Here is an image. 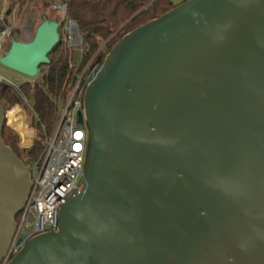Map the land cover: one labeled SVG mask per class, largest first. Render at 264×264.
<instances>
[{
	"label": "water",
	"instance_id": "obj_1",
	"mask_svg": "<svg viewBox=\"0 0 264 264\" xmlns=\"http://www.w3.org/2000/svg\"><path fill=\"white\" fill-rule=\"evenodd\" d=\"M170 1L87 85L84 174L57 230L7 264H264V0ZM59 27L10 39L0 64L37 76ZM67 29L81 45L75 19ZM6 119L0 99V264L32 187Z\"/></svg>",
	"mask_w": 264,
	"mask_h": 264
},
{
	"label": "trees",
	"instance_id": "obj_2",
	"mask_svg": "<svg viewBox=\"0 0 264 264\" xmlns=\"http://www.w3.org/2000/svg\"><path fill=\"white\" fill-rule=\"evenodd\" d=\"M59 1L66 3V19H75L83 36L81 59L76 68L72 64V50L64 44L60 36V41L49 53V63L40 65L41 78L39 81L34 83L25 81L19 83L18 87L0 81V99L6 110L15 105H22L26 109L32 98L31 124L39 131V135L32 144L21 145L19 134L7 124V120L3 128L4 141L15 150L29 168L31 164L34 165L41 159L45 133L56 127L60 116L58 108L70 95L79 78L77 74L85 71L81 80L85 93L87 87L85 75L92 68L102 65L106 55L124 35L173 8L170 0ZM15 5H18L20 10L30 5L41 9L40 22L51 18L45 11L52 7V0H10L6 13L10 14ZM7 22L6 17L0 20V33L7 26ZM103 41H105V46L99 50ZM18 108L20 107L16 106L8 113Z\"/></svg>",
	"mask_w": 264,
	"mask_h": 264
},
{
	"label": "built area",
	"instance_id": "obj_3",
	"mask_svg": "<svg viewBox=\"0 0 264 264\" xmlns=\"http://www.w3.org/2000/svg\"><path fill=\"white\" fill-rule=\"evenodd\" d=\"M52 8L65 15L67 5L62 1H55ZM0 20H4V11L0 13ZM11 33L12 29L8 26L0 33V54L5 39ZM98 69L99 67H94L85 75L86 85L89 84ZM84 73L85 71L79 76L67 100L63 101L62 112L56 127L45 133L42 157L34 164V168L30 169L32 171V187L27 202L16 217V229L1 264H7L34 236L57 230L61 206L75 190L84 174L88 156L89 129L86 123L79 124L77 122L78 111H83L84 106V88L81 86ZM0 81L18 87V84L12 83L2 75H0ZM16 106L26 111L24 106ZM11 109L7 110V124L22 136L17 127L11 123L8 115ZM36 137L31 140L29 145Z\"/></svg>",
	"mask_w": 264,
	"mask_h": 264
},
{
	"label": "rangeland",
	"instance_id": "obj_4",
	"mask_svg": "<svg viewBox=\"0 0 264 264\" xmlns=\"http://www.w3.org/2000/svg\"><path fill=\"white\" fill-rule=\"evenodd\" d=\"M9 1L10 0H4L5 5H6V8L4 10V19L5 17L7 18L8 20L7 26L11 27L14 33L13 34L11 33L5 39L1 53H3L9 47L11 38L15 39L17 37V39L29 40L32 37L38 23L40 22V18H41L40 13L42 12L41 9H37V7H35L34 5H30L29 7L22 9V10H20L18 5H15L11 13L7 14L6 10L9 5ZM55 1H59V0H52V4ZM3 8H4V4L0 3V11L3 10ZM45 12L48 15H50L51 18L56 19L58 22H60L61 27H59V31H60L61 39L63 40L64 44L69 49L72 50L71 51L72 56H73L72 64L76 68V65L80 62V59H81V46L83 43L81 45L70 46L69 38H68V29L66 28L68 26V20L66 19V15L59 13L58 11L54 10L52 7L46 10ZM18 29H20V32H18ZM73 41H74V44H78V40L74 39ZM104 46H105V41L101 43L99 50L102 49ZM0 75L10 80L14 84H19L25 81H30L31 83H34L35 81H39L41 78V73H39L35 77H30L18 71L12 70L2 64H0ZM31 103H32V98L30 100L29 106L26 108V115H27L26 120L28 124L26 140L28 143H24V139L22 140V137L19 135L20 144L26 145V146L29 145V143L35 136L39 135V131L31 124V120L33 118V112L30 107ZM62 103L60 104L58 108L59 114H61L62 112ZM33 168H34V165L31 164L30 169L32 170Z\"/></svg>",
	"mask_w": 264,
	"mask_h": 264
},
{
	"label": "bare ground",
	"instance_id": "obj_5",
	"mask_svg": "<svg viewBox=\"0 0 264 264\" xmlns=\"http://www.w3.org/2000/svg\"><path fill=\"white\" fill-rule=\"evenodd\" d=\"M71 31H72V40H74L75 39L74 28H71ZM8 115L11 119L12 125L17 127V129L22 133L24 143H28L26 140L27 139L26 134L28 131V125L25 121V119H26L25 111L20 107L14 111L8 113Z\"/></svg>",
	"mask_w": 264,
	"mask_h": 264
},
{
	"label": "crops",
	"instance_id": "obj_6",
	"mask_svg": "<svg viewBox=\"0 0 264 264\" xmlns=\"http://www.w3.org/2000/svg\"><path fill=\"white\" fill-rule=\"evenodd\" d=\"M0 3H3V4H4V8H3V10L0 11V13H2V12L5 10L6 5H5L4 0H0ZM25 112H26V111H25ZM26 117H27V115H26ZM21 137H22V140H23V136H21ZM30 143H31V142H30Z\"/></svg>",
	"mask_w": 264,
	"mask_h": 264
}]
</instances>
